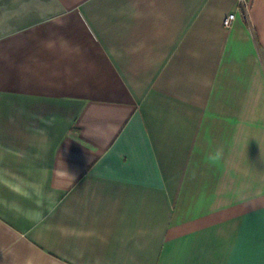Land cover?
I'll return each mask as SVG.
<instances>
[{"label": "crops", "instance_id": "1", "mask_svg": "<svg viewBox=\"0 0 264 264\" xmlns=\"http://www.w3.org/2000/svg\"><path fill=\"white\" fill-rule=\"evenodd\" d=\"M0 264H264V0H0Z\"/></svg>", "mask_w": 264, "mask_h": 264}, {"label": "built area", "instance_id": "2", "mask_svg": "<svg viewBox=\"0 0 264 264\" xmlns=\"http://www.w3.org/2000/svg\"><path fill=\"white\" fill-rule=\"evenodd\" d=\"M251 0H237V5L239 9L245 13L248 12ZM235 15L233 13L229 14L223 21V26L229 28Z\"/></svg>", "mask_w": 264, "mask_h": 264}]
</instances>
